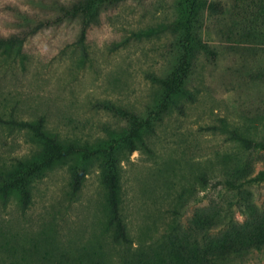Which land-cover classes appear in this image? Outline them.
<instances>
[{
	"label": "rangeland",
	"instance_id": "rangeland-1",
	"mask_svg": "<svg viewBox=\"0 0 264 264\" xmlns=\"http://www.w3.org/2000/svg\"><path fill=\"white\" fill-rule=\"evenodd\" d=\"M75 1L0 0V38L28 33L22 57L0 54V117L40 122L65 147L51 160L32 132L0 124V184L24 177L0 198V264H183L175 245L192 257L245 221L225 184L240 146L223 121L264 137V0H125L84 38L79 21H60ZM238 157L252 177L264 170V151ZM109 166L128 242L105 228ZM242 190L264 213V182ZM243 264H264V251Z\"/></svg>",
	"mask_w": 264,
	"mask_h": 264
},
{
	"label": "trees",
	"instance_id": "trees-1",
	"mask_svg": "<svg viewBox=\"0 0 264 264\" xmlns=\"http://www.w3.org/2000/svg\"><path fill=\"white\" fill-rule=\"evenodd\" d=\"M125 0H77L71 5L60 6V21H79L81 30L80 36L84 38L86 30L93 24L98 23V17L102 10L109 9L116 6L118 3ZM28 34V33H27ZM26 33L22 32L18 35L10 36L9 38H0V54L8 57H22V46L27 38ZM104 109L115 114L126 116L127 113L114 105L104 103L102 105ZM0 124H5L12 129H18L19 131L27 130L33 133V135L41 140L43 145V151L45 155H48L51 160L63 157L64 144L58 142V139L54 136H50L43 130H41V124L30 123L28 121H21L10 117L4 120L0 117ZM223 130L231 135V139L236 141L240 146V151L227 157L224 164L230 160H233L234 166L232 170H229L226 174L225 184L228 185L233 191H235V204L239 206V209L245 215V221L242 224H238L232 220L226 225L225 230L217 236L208 235L203 239L202 244H196L197 248L194 254L191 253L185 245H175L174 254L183 261V264H243L246 262L248 256L253 252L264 251V213L254 205V202L247 199L248 193L242 190L245 185L254 182H264V170L254 173L250 160H242L239 158V153L245 150L258 149L264 151V137L256 139L255 131L251 128L248 133L247 130L239 128L228 129L226 123L223 121ZM131 131L129 129L124 130V144L129 146V152L135 151L131 142ZM54 151V152H53ZM111 154V153H110ZM25 173L20 174L23 176ZM14 175L1 178L0 184V198L7 197L9 192L13 191L15 184L21 183L23 178H19ZM11 177V178H9ZM85 174L80 170H74L71 173L70 188L73 194L80 191ZM20 181H19V179ZM102 183L108 190V204H109V216L105 222L106 231L112 233L115 241H127L125 226L123 218L121 216V199L119 198L120 188L117 173L114 167H107L102 173ZM24 192V190L22 191ZM24 201H28L27 191L24 193ZM219 222L214 217L208 219L207 232H209ZM165 259V258H164ZM164 264H171L169 261H165Z\"/></svg>",
	"mask_w": 264,
	"mask_h": 264
}]
</instances>
